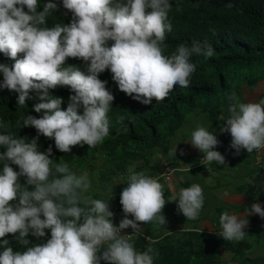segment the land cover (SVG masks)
Instances as JSON below:
<instances>
[{
	"label": "trees",
	"instance_id": "obj_1",
	"mask_svg": "<svg viewBox=\"0 0 264 264\" xmlns=\"http://www.w3.org/2000/svg\"><path fill=\"white\" fill-rule=\"evenodd\" d=\"M112 1L138 14L140 45L156 46L162 33L177 28L179 38L192 44V54L186 57L182 47H163L157 50V68L139 66L136 74L110 77L101 93L111 94L123 84L111 112L106 108L99 112L87 95L62 83L65 106L54 120L67 132V145L63 146L58 135H47L43 128L40 131L29 123L35 112H40L30 74L41 38L61 34L57 23L78 28L80 17L71 16L78 6L60 1L62 12L55 16L65 18L51 15L46 21L34 9V1L28 4L22 50L19 53L13 47L9 56L0 58V264H105L123 252L130 254L133 243L123 247L121 241L112 240L98 245L96 239L106 236L105 228L101 230L83 216L88 208L97 207L93 205L99 191L95 183L103 191L113 183L119 189L126 182L121 180L123 176L152 171L163 149L167 152L172 147L169 141L192 121L194 113L205 116L202 125L207 128L206 136L231 120L243 121L251 109L246 92L251 93L264 80V0ZM22 29L16 25L9 37ZM12 76H16L15 83ZM48 80L49 94L60 78L50 74ZM8 92L12 93L9 101L5 96ZM157 97L159 102L165 101L154 105ZM50 108L43 105L47 116ZM236 133L246 141L256 138L252 131ZM151 150L159 155L155 157ZM83 172L89 174L92 184L88 177H82ZM259 172L250 169L244 175L252 179ZM80 184L92 195V205L79 198ZM238 191L248 199V205L230 207L227 212L218 209L220 214L264 210V206H257L261 193L264 197L260 175L256 183L242 182ZM197 197L203 202L202 195ZM104 212V226L112 219L117 225L123 218L122 213ZM222 240L224 237L211 233L181 231L151 250L156 264H264L262 257L243 255L251 247L247 242L221 249ZM223 252L231 255L227 253L230 258L226 261L221 258Z\"/></svg>",
	"mask_w": 264,
	"mask_h": 264
},
{
	"label": "clouds",
	"instance_id": "obj_2",
	"mask_svg": "<svg viewBox=\"0 0 264 264\" xmlns=\"http://www.w3.org/2000/svg\"><path fill=\"white\" fill-rule=\"evenodd\" d=\"M32 1H34V9L46 21L51 15L55 16L58 11L62 12L59 7L60 1H72L78 6L71 15L80 17L78 28L69 29L66 22L57 23L56 25L62 30L61 34H49L46 40L41 38L39 52L30 74L34 97L40 103L38 107L40 112H35L29 123L38 127L40 131L43 128L47 135H58L63 146L67 145V132L54 120L65 106L63 102L65 96L61 94L62 83L76 92L87 95L89 101L99 112L103 108L111 112L113 105L120 99L123 84L111 94L101 93L107 88L110 77H125L127 72L136 74L139 66L157 68L160 57L157 50L163 47H182L186 57L190 56L193 51L192 44L179 38L177 28H170L162 33L156 46L140 45L142 30L139 28L138 14L133 8H127L125 4L115 3L112 0L105 2L95 0H0V58L9 56L13 47L19 53L22 50L25 42L24 23H28V4ZM16 25H22L23 29L15 37L10 38L9 33ZM56 35H58L57 40L52 43ZM203 54L208 56L206 50ZM12 62L14 63L15 59H12ZM50 74L57 75L60 81L48 94L46 89L49 86L48 75ZM12 79L15 83L16 76H12ZM147 79L150 80V77L147 76ZM256 89H261L260 94L255 93ZM5 96L9 101L12 93L8 92ZM246 97L251 109L242 118L243 121L231 120L223 128L221 126V129H215L209 136L205 135L204 130L207 132V128L202 124L196 125L192 130L194 133L201 134L203 139L213 140V142L200 141L194 144V141L188 140L189 142H182L178 145L179 147L185 144H187L185 147L193 145L190 150H181L178 146L168 149L167 152L163 149L162 154H158V160L156 164L154 163L156 167L152 171L149 169L145 174L131 172L121 178L126 182L120 185L119 189L113 183L111 187H107L108 191H98L97 196L93 197V205L98 208L90 207L85 210L83 215L85 218L96 211H102L105 214L106 209L123 215L117 225L113 219L110 223L107 221L105 226L102 224L104 228L109 227V231L105 230L106 236L96 239L98 245H104L107 242L109 244L112 240L121 241L123 247L133 243L129 250L130 254L123 252L114 261H108L105 264H156L157 257L151 250L153 245L173 233L195 230L214 234L217 238L224 237L221 249L224 245L239 246L240 242H247L251 247L243 255L251 259L261 258L253 257V254L264 251V229H262L264 210L260 216L253 214L254 210H246L250 213L246 219H250L252 223L244 230H239L237 227L234 229L231 224L241 220L235 219L237 212L234 215L230 214V218L224 215L219 221L209 220L210 218L203 220L204 215H199V213L205 212L208 208L205 207V201L208 202L206 192L211 189L212 184L201 185L194 179L190 185H185L183 182L186 177L192 175L197 177L201 172L210 169L224 172L225 170H236L243 165L255 166L262 171L259 174L263 177L264 80L260 81L251 93L246 92ZM164 101L165 98L161 102ZM161 102L157 97L154 105ZM44 104L51 106L50 110L46 111L48 116L43 110ZM146 106H149L148 100ZM224 129L227 130V134L217 138V134ZM245 131H252L256 136L255 140L246 141L236 133ZM216 146L219 147L215 148ZM160 156L164 159L163 162ZM186 159L188 163H184ZM235 161L239 162L234 164ZM191 170H196V172ZM189 171L194 173L187 175ZM182 176L185 179H182ZM87 177L89 178V174ZM121 180H117L116 183ZM173 180H175L174 183H172ZM216 182V186L224 185L222 178H217ZM90 183L92 184L91 180ZM173 186L176 190L174 192L172 191ZM196 187L200 189L197 190ZM77 190L79 198L83 197L84 202L92 205V195H88L86 188L80 184ZM237 193L239 194V191ZM199 194L204 197L203 202L197 197ZM177 195H183L187 203L183 204L176 199ZM261 195L263 196L262 193ZM191 211L195 213V216H190ZM200 218L201 221H198ZM202 222L204 228L200 227ZM100 229L102 230V227ZM253 232L255 233L252 234L253 242L249 240L250 236L246 239L234 237L236 233L251 234ZM138 240L141 243L133 248ZM223 254L224 252L221 258L226 261L223 259Z\"/></svg>",
	"mask_w": 264,
	"mask_h": 264
},
{
	"label": "rangeland",
	"instance_id": "obj_3",
	"mask_svg": "<svg viewBox=\"0 0 264 264\" xmlns=\"http://www.w3.org/2000/svg\"><path fill=\"white\" fill-rule=\"evenodd\" d=\"M193 119L192 121L185 126L184 129L180 130L177 134V136L174 139H171L168 143V145H172V147H179V143L182 144V142H189L188 140H192L195 142H213V140H208V139H203L204 137L201 134L198 133H194L192 132V130L195 128L196 125L198 124H202L203 121H205V116L200 114V113H194L192 115ZM194 123V124H193ZM225 125H223L221 128H223ZM219 128V129H221ZM220 131V130H218ZM215 134V132L213 133ZM227 134V130H222L217 134V138H221L224 137ZM187 144H185L186 146ZM185 146H181L179 147V149L184 150V149H191L193 145H189L187 147ZM171 147V148H172ZM197 148V147H196ZM197 151H200V149H197ZM150 153L154 154V156L156 157L158 154V151L155 150H151L149 151ZM244 154V152H242ZM162 162L164 161L163 158H161V156L159 157ZM101 163V162H100ZM156 164V163H155ZM251 165H243L241 167H239L236 170H225L224 172L222 171H217L214 169H210L208 171H204L201 172L199 174V176L194 177L195 175H192L191 177H186V180L188 181H193V179L199 183H201V185L203 184H212L211 189L209 191H207V199H208V208L205 212L199 213V215H204V217L206 219L210 218L209 220L212 221H219L221 219V217L223 216L222 214L219 213L218 209H222L225 212H227L230 207H225V205L220 204V206L222 205V207H216L217 204L219 203H224V200L226 198L232 197V196H241L240 194H238V190L239 188L242 186V179H245V175L244 173L247 171L248 168H250ZM190 175V174H187ZM259 173H256L252 179H250L251 183H256L257 181V177L259 176ZM88 173L87 172H83L82 177H87ZM234 176H238V177H234ZM217 178H222V181L224 183V185H217ZM182 179H185L182 176ZM175 180L172 181V183H174ZM230 183V184H229ZM95 185L97 186V189L99 188V191H101V185L99 183H95ZM174 187V186H173ZM196 189H200L199 187H196ZM209 189V188H208ZM172 191H176L175 187L172 189ZM176 199H178L179 201H181L183 204H186L187 201L184 199L183 195H177ZM103 216V212L102 211H96L95 213L91 214L88 216L89 219H92L95 224H98V226L103 227L102 225V218ZM190 216H195V213L193 211L190 212ZM226 218H230V212H228L227 214H225ZM209 226V225H207ZM201 228L203 227V222L200 224ZM262 229H264V227H262ZM105 230L108 232L109 231V227H105ZM252 234H255L254 232L251 234H247V233H243V234H238L236 233L234 235V237L240 238V239H246L247 237L250 236V241H254V237H252ZM253 257H264V251L262 252H256L255 254H253ZM230 256L227 253L223 254V259H229ZM262 262V260H260Z\"/></svg>",
	"mask_w": 264,
	"mask_h": 264
},
{
	"label": "crops",
	"instance_id": "obj_4",
	"mask_svg": "<svg viewBox=\"0 0 264 264\" xmlns=\"http://www.w3.org/2000/svg\"><path fill=\"white\" fill-rule=\"evenodd\" d=\"M261 89H256L255 90V93L256 94H260V91ZM250 169H255L256 170V167L251 165L250 168L247 169V171H249ZM234 177H238V176H234ZM261 179H262V183H264V177L261 176ZM243 183H247V184H251V181H250V178H245L243 181H241ZM259 186L256 185V188H258ZM240 194V193H239ZM264 197L261 196L259 197V200H262L260 203L257 204V206H261L263 207L264 206V201H263ZM248 199L244 198V197H240V196H232V197H229V198H226L224 200V203H219L217 204L216 207H222V205L220 206V204H223L225 205V207H240L241 205H248ZM205 203H206V206H205ZM204 203V206L205 207H208V202L205 201ZM263 210H254L253 211V214H257V216H260V214L262 213ZM236 213V211H231L230 214L231 215H234ZM238 213V212H237ZM250 213L247 212V211H244V212H241V213H238L235 217V219H241L240 221L236 222V223H231L234 227V229L237 227L239 230H244L246 227H248L250 225V223H252V221L250 219H246L248 218V215Z\"/></svg>",
	"mask_w": 264,
	"mask_h": 264
}]
</instances>
